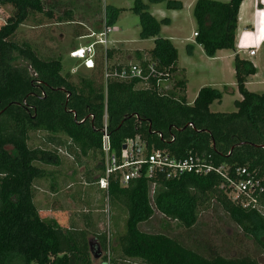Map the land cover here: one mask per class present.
<instances>
[{
  "label": "trees",
  "instance_id": "16d2710c",
  "mask_svg": "<svg viewBox=\"0 0 264 264\" xmlns=\"http://www.w3.org/2000/svg\"><path fill=\"white\" fill-rule=\"evenodd\" d=\"M143 1L134 0L132 10L140 16L142 39L154 38V48L136 52V62L128 64L123 51L110 49L105 58L97 60L90 76L76 78L59 59H43L28 42L14 40L30 14L45 13L47 1L0 0V7H12L0 29V264L94 263L88 231L63 229L57 221L43 219L34 204V183L47 175L42 166H60L61 161L51 150L30 148L32 133L63 136L81 159L102 157L101 130L106 116L116 153L127 139L140 137L149 149L167 150L178 159L205 155L215 166L233 172L247 168L264 187V94L246 88L256 66L234 56L236 86L242 97L235 102L236 112H211L210 106L220 102L223 94L209 87L201 89L190 105L184 70L177 67L178 51L170 40L159 36L160 26ZM146 1L151 5L164 2L168 9L182 8L177 1ZM243 1H197L195 39L208 57L223 50L235 51ZM119 12L108 10L111 24ZM149 63L169 74L171 88L157 87L156 79H150L148 88L138 80L113 76L105 80V68L113 73L129 64ZM222 183L215 174L187 175L173 181L159 178L151 197L150 180H132L126 187L110 180L109 203L127 213L126 230L114 238L113 250L142 264H264V259L260 262L249 255L225 257L211 251L204 256L174 238L140 230L156 212L192 229L201 210L217 204L264 257V212L232 203L220 189ZM260 202L264 207V194ZM97 240L94 251L107 248L106 235Z\"/></svg>",
  "mask_w": 264,
  "mask_h": 264
},
{
  "label": "rangeland",
  "instance_id": "374dc122",
  "mask_svg": "<svg viewBox=\"0 0 264 264\" xmlns=\"http://www.w3.org/2000/svg\"><path fill=\"white\" fill-rule=\"evenodd\" d=\"M46 1L45 13L30 14L18 29L14 40L19 43L28 42L43 59H59L65 71L70 70L76 78L90 76L92 70L79 68L78 61L70 58V53L87 47L93 40L83 37L99 32L106 24L113 30L111 41L119 42L115 45L118 49L133 54L136 50H148L155 45L154 38L141 37L140 16L132 10L134 0ZM171 1L181 2L182 8L168 9L164 2L151 5L144 0L143 3L160 26L159 36L170 40L178 50L180 64L185 68L188 103L192 105L198 92L209 87L223 94L220 102L210 106L211 112H236L235 102L242 97L236 86L234 51L223 50L213 58L208 57L194 37L198 26L193 12L198 0ZM214 1L228 3L230 0ZM260 5V0L243 1V16L238 22L236 40L247 26L253 28L256 25V9ZM109 9L121 11L114 17L112 24L107 14ZM11 13V6L0 7V29ZM49 13L52 17L48 16ZM80 26L83 30L78 35ZM103 52L102 48L97 49L96 62L103 57ZM240 57L252 61L257 68L256 74L249 80L247 90L264 94V47L254 57L246 54ZM123 60L136 62L127 55ZM28 144L30 148L40 147L55 152L61 161L60 166H42L47 175L34 183L33 200L41 217L57 221L63 229L88 231L93 246L98 243L97 237L106 235L111 247L112 264H142L139 260L125 259L113 250L114 238L126 230L127 213L120 206L109 203L106 193L97 186L103 157L97 154L89 159L79 158L63 136L53 138L36 132L30 135ZM140 230L174 238L204 256L213 251L225 257L249 255L260 262L264 259L261 249L243 235L217 204H211L208 210L202 209L192 229H186L181 223L156 212L149 222L140 226ZM101 251L105 255L107 249ZM102 261L103 256L93 264H102Z\"/></svg>",
  "mask_w": 264,
  "mask_h": 264
},
{
  "label": "built area",
  "instance_id": "2783aa9c",
  "mask_svg": "<svg viewBox=\"0 0 264 264\" xmlns=\"http://www.w3.org/2000/svg\"><path fill=\"white\" fill-rule=\"evenodd\" d=\"M256 9L257 22L251 29H244L236 40L234 55L246 54L254 57L264 45V0ZM113 33L111 26L105 25L100 32H92L83 39L93 41L87 47L76 49L70 53V58L77 60L79 68L94 70L96 67L97 49L102 48L103 58L106 51L111 49L110 36ZM196 37L197 34L195 33ZM76 69H78L76 67ZM117 77L119 80H138L144 88L150 87V79H156V86L164 89L171 88L169 74L160 72L154 63L145 66L129 64L115 70L113 73L105 68V80L109 77ZM102 142V168L103 171L97 181V186L105 193L109 189L110 180H118L122 187H126L130 181L145 178L151 181V197L154 196L159 178L167 181L180 180L187 175L205 177L215 174L223 181L220 189L227 198L244 210H253L263 214L264 207L261 197L264 194L262 182L254 177L247 168L230 170L226 166H215L210 156L189 155L185 158H176L167 150L149 149L147 143L140 137L127 139L116 153L112 150L110 133L105 116L104 127L101 130ZM107 245L103 264H112L111 247Z\"/></svg>",
  "mask_w": 264,
  "mask_h": 264
},
{
  "label": "crops",
  "instance_id": "0c3cea01",
  "mask_svg": "<svg viewBox=\"0 0 264 264\" xmlns=\"http://www.w3.org/2000/svg\"><path fill=\"white\" fill-rule=\"evenodd\" d=\"M242 6H243V3H242V5H241L240 11H239L238 22H239L240 18L243 16V9H242ZM248 27H249V28H248ZM251 28H252V27L247 26L245 29H251ZM100 31H102V29H101ZM100 31H99V32H100ZM195 33H196V32H195ZM195 33H194V34H195ZM194 37H195V36H194ZM117 43H119V42H118V41H115V40H112V41H111V45H110V46H111V49H114V50H117V51H118V50L123 51V52L125 53V55H127V56L129 57V59H130V58H131V59H134V58L136 59V56H135V53H136V52H144V51H147V50H143V51L136 50L133 54H131V53H128L126 50L116 48L115 45H116ZM113 46H114V47H113ZM154 46H155V45H154ZM173 46H174V45H173ZM112 47H113V48H112ZM174 47H175V46H174ZM263 47H264V45H263ZM263 47H262V48H263ZM153 48H154V47H153ZM153 48H150V49H148V50H151V49H153ZM175 48H176V47H175ZM176 49H177V48H176ZM177 51H178V50H177ZM233 56H234V55H233ZM251 62H252V61H251ZM128 63H132V62H131V61H129V62L127 61V64H128ZM78 65H79V64H78ZM254 65H255V64H254ZM255 66H256V65H255ZM177 67H178L180 70L183 69L184 72H185V68L180 64L179 53H178ZM251 77H252V76H251ZM251 77L248 78V81H247L246 87H247L248 84L250 83L249 80H250ZM186 91H187V90H186ZM186 98H187V97H186ZM187 102H188V101H187ZM98 179H99V177H98Z\"/></svg>",
  "mask_w": 264,
  "mask_h": 264
},
{
  "label": "water",
  "instance_id": "95a60500",
  "mask_svg": "<svg viewBox=\"0 0 264 264\" xmlns=\"http://www.w3.org/2000/svg\"><path fill=\"white\" fill-rule=\"evenodd\" d=\"M89 245H90V250H91L92 257H93V261L99 260L101 249L98 248L97 250L94 251L92 241H89Z\"/></svg>",
  "mask_w": 264,
  "mask_h": 264
}]
</instances>
